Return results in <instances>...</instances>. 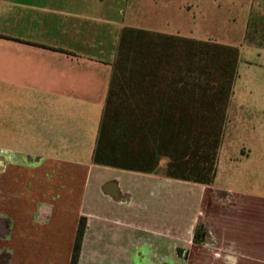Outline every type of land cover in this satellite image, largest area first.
Segmentation results:
<instances>
[{
    "label": "crops",
    "instance_id": "1",
    "mask_svg": "<svg viewBox=\"0 0 264 264\" xmlns=\"http://www.w3.org/2000/svg\"><path fill=\"white\" fill-rule=\"evenodd\" d=\"M156 20L146 0H0V264H70L82 218L79 264L253 260L218 227L223 202L254 197L225 180L219 197L218 172L205 186L93 164L121 32Z\"/></svg>",
    "mask_w": 264,
    "mask_h": 264
},
{
    "label": "trees",
    "instance_id": "2",
    "mask_svg": "<svg viewBox=\"0 0 264 264\" xmlns=\"http://www.w3.org/2000/svg\"><path fill=\"white\" fill-rule=\"evenodd\" d=\"M249 20L246 41L253 38ZM240 50L181 35L122 30L93 164L214 184L238 77ZM86 219L70 264H79ZM199 231L197 243L202 240Z\"/></svg>",
    "mask_w": 264,
    "mask_h": 264
},
{
    "label": "rangeland",
    "instance_id": "3",
    "mask_svg": "<svg viewBox=\"0 0 264 264\" xmlns=\"http://www.w3.org/2000/svg\"><path fill=\"white\" fill-rule=\"evenodd\" d=\"M146 10L149 16H157L155 30L233 45L240 50L238 77L220 151L221 189L217 195H227L221 184L225 180L229 190L253 196L254 202L246 197L240 203L239 197L223 202L225 220L218 231L239 234L243 252L254 257L246 258L243 264H264V47L245 39L252 19V36L264 44V0H146ZM233 201L238 204L233 205ZM206 243L214 245L215 240ZM197 251L191 252V259L200 256ZM260 253L258 261L255 258Z\"/></svg>",
    "mask_w": 264,
    "mask_h": 264
}]
</instances>
